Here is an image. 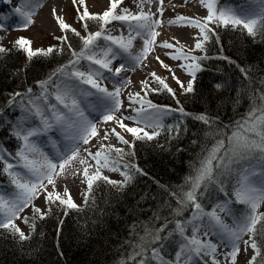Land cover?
<instances>
[{"label": "snow or ice", "instance_id": "1", "mask_svg": "<svg viewBox=\"0 0 264 264\" xmlns=\"http://www.w3.org/2000/svg\"><path fill=\"white\" fill-rule=\"evenodd\" d=\"M0 2L10 3L11 0ZM134 2L141 7V11L136 14L127 8L119 7L123 0H110L109 8L102 14H90L87 7H84L83 13L80 14V8L77 7L78 21L83 22L84 31L87 33L84 36L68 25L63 17L58 16L55 8L52 10L60 30L64 33L72 32L79 37L82 46L79 50L72 48L66 34L57 37L62 44L68 45L72 59L58 67L46 80L38 82L40 92L35 98L31 88L25 94L28 100L27 105L23 107L25 115L12 126V134L21 143L14 156L7 153L15 163L9 162L5 153L0 152V164H3L0 172L9 177L15 188L14 192L0 190V228L15 230L21 240L25 239V236L13 221L30 205L34 214L39 213L43 219L44 213L41 208L33 204L41 195L49 210L51 205L57 202L67 209L78 207L67 188L63 194L57 190V178L67 176L70 171L72 175L77 174L75 162L78 161L79 165L84 166L82 182L87 184L86 201L98 181L103 180L123 188L132 180V174L128 169L134 168L135 165L122 164L126 155L123 148L101 143L95 153L84 147L83 151L87 156H81L82 146L89 145L93 138L108 140L110 136H114L120 144L133 148L135 140H153L165 127L169 132L179 131V125L166 126L164 123L165 118L173 110L158 106L147 99L149 92L158 93L161 90H167L168 93L175 95L165 79L155 73L150 75L153 81L158 83V88L149 87L152 81H141V91L144 95L141 96L139 92H128V108H125L121 98L124 89L131 83L121 76V73L132 71L139 66L153 51V46L160 35L156 29L160 27L161 20L153 19L154 14L151 11H143V4L151 3L152 0ZM163 2L164 0H160V4ZM72 3L74 6L77 4L84 6L85 0H72ZM199 3L207 10V16L202 21L183 15L169 21L170 24L198 30L199 38L194 47L184 51L183 47L174 48L172 43L165 42L160 45L165 49H174L170 58L182 61L178 66L191 77L185 86L173 73L172 78L186 92L193 91L197 73L202 70L200 61L208 59L207 55L197 56L193 53L197 51L207 53L205 45L209 43L211 37H218L216 27L242 28L254 37L264 35V0H258L257 8L239 9L221 6L220 0H199ZM39 6L35 0H22L15 10L21 17L25 29L33 23L32 17ZM158 11L163 15L162 8H158ZM4 19L6 17L0 16V20ZM88 21L97 22L98 30L90 31ZM114 21L121 22L127 28V36L111 34L108 26ZM137 39L142 41V50L138 54H133L131 51L133 42ZM101 40L104 41L102 47L99 44ZM15 43L18 49L26 54L29 62L34 57H46L56 51L53 47L46 50L33 49L32 42L25 38H20ZM6 51L0 47V53ZM59 51L63 52L64 49L61 48ZM81 61H86L87 65H82ZM115 62H118L117 66L113 67ZM161 64L168 68L162 61ZM105 82L112 84L111 90ZM19 95L21 94H14L9 104L14 103L15 96ZM129 109L130 114L124 115V111ZM179 112L186 115L183 108H180ZM194 119L214 128L209 135L219 138L210 148L204 146L202 151L206 152V155L198 158V164L193 163L192 172L185 178V186H181L179 192L173 193L178 205L173 209V215L183 217L190 208V216L175 219V227L168 230L166 236H161V233L168 229V223L154 233L146 230V235L140 237V242L133 247L128 261L122 260L121 264H128L129 261H135L136 264H152L153 261L155 264H209V259L211 264H221L218 258L220 255L225 257L226 264H237L238 255L241 252L246 254L249 248L253 255L246 264H264L262 254L264 243L256 239L257 235L261 234L256 226L264 221V214L257 212L260 204L264 203V90L259 97L253 94L252 107L245 117L235 122L230 135L225 136L224 129L214 125L206 115L195 116ZM125 121H131L135 126H129ZM109 122H114L122 132L131 134L133 142L125 139L115 127L111 132L105 130L100 137L99 129ZM54 130L60 133L65 143L55 155L50 156L41 149L39 138ZM113 152L115 156L112 155ZM257 158L260 161L259 172L255 168L241 169V161ZM89 160L94 161L95 165L90 164ZM93 167L94 171L90 173ZM104 170L120 172L124 177L123 182L110 180L102 174ZM136 171L139 172L140 169L137 168ZM234 176L237 177V182L233 186L231 180ZM213 185L226 195L231 188V194L235 196L236 202L246 205L248 211L237 215L236 210L229 207L231 199L216 203L210 206V210H206L200 198L202 195L200 190L207 192ZM220 213L230 217L232 224L225 223ZM244 235H248L249 239L244 240ZM147 237L151 239L148 240ZM176 237H179V240H176ZM162 240L175 245L171 255L165 252V244L151 247ZM241 244L244 245L243 249ZM149 249L150 256L147 254ZM137 257L141 259L137 261Z\"/></svg>", "mask_w": 264, "mask_h": 264}, {"label": "trees", "instance_id": "2", "mask_svg": "<svg viewBox=\"0 0 264 264\" xmlns=\"http://www.w3.org/2000/svg\"><path fill=\"white\" fill-rule=\"evenodd\" d=\"M239 1L220 0V5ZM88 26L93 32L99 27L95 21H88ZM81 27L84 30L83 22ZM215 31L218 37H211L205 45L207 53L199 55H207L208 59L200 61L202 70L197 73L192 92L172 96L164 91L149 95L153 102L183 108L186 115L180 117L181 122L174 123L172 118L164 120L166 126L179 125V131L169 132L165 127L153 140L134 141L130 154L124 157L127 165H135L128 169L132 180L123 188L101 180L96 182L87 201L76 209L61 206L57 212L45 214L43 219L38 215L26 218L32 228L23 240L15 230L0 228V264H121L122 260L128 261L146 230L154 233L168 223V229L161 233L166 236L175 227V219L190 216V208L183 217L173 215V209L178 207L173 193L185 186L193 163L198 164V158L206 155L202 151L204 146L210 148L219 138L209 135L214 128L194 117L206 115L214 125L224 129L225 136L230 135L235 122L245 117L252 107L253 94L259 97L264 90V35L250 36L246 30L231 26L216 27ZM65 34L72 48L79 50L80 38L72 32H62V36ZM53 48L56 51L49 56H37L31 62L17 45L0 53V144L12 156L20 142L4 116L11 118L16 104L27 99L25 94L29 88L33 96L37 95L38 82L72 59L67 44L60 41ZM61 48L63 52L59 51ZM16 93L21 95L9 104ZM254 162L260 161L258 158L241 161V169ZM236 180L234 176L233 186ZM0 181L15 191L9 177L2 172ZM200 191L206 210L219 201H232L231 188L227 195L215 185L207 192ZM232 206L241 213V205L232 202ZM256 227L261 233L256 239L264 243V221ZM159 244H165V252L171 255L174 244L162 240L151 247ZM147 254L151 255L150 249Z\"/></svg>", "mask_w": 264, "mask_h": 264}, {"label": "rangeland", "instance_id": "3", "mask_svg": "<svg viewBox=\"0 0 264 264\" xmlns=\"http://www.w3.org/2000/svg\"><path fill=\"white\" fill-rule=\"evenodd\" d=\"M16 1L17 0H11L10 3L0 2V16L6 17V19L0 20V47H3V48L15 47L16 46L15 42L20 38H25V39H28L29 41H31L32 42L31 46L33 49H45L46 50L49 47H53L56 45L59 46L60 40H58L57 37L62 36V31L60 30L56 21L53 23L52 22L53 20H50V18L52 17V14H51L52 11L49 9L50 6L54 5V7H56L57 11H59V8H60L61 11L59 13V16L63 17L65 19V22L68 25H70L72 28L79 31L82 36L86 35V33L83 30V28L81 27V22L78 21L77 7L80 8V14L83 13L84 7H87L90 14H102L110 6V0H85L84 6H79L78 4L76 6H74L72 3V0H65V3L63 4V6L58 8L57 5L53 4L56 0H48V2H47V0H45L44 5H40L39 7L36 8L35 15L32 17L33 23L25 29L23 26L21 17L19 15H17L16 11H15L20 6V3L22 2V0H18V2H16ZM183 1H185V0H183ZM194 1L195 0H186V2H184L182 4H186V3L192 4V3H194ZM176 2H177V0H171L169 2L166 1L162 6L163 13L170 14V15L174 14L176 12ZM35 3H38V2H35ZM129 4H130V0H123V3L119 7L120 8H127V9H129L130 12H132L134 14L139 13L138 9H136L134 7L131 8L129 6ZM128 6L130 8H128ZM44 8H45V10H44ZM233 8H237V7H233ZM190 11L192 12V14L196 20L202 21L203 18H205L207 16V10L206 9L205 10L203 9L202 11H200L198 9H196V10L191 9ZM155 13H160V12L157 10V11H155ZM41 14H43V15L41 16ZM44 18L50 20L49 27H43L42 26L41 21H43ZM108 28L111 30V34L113 36H120L121 34H123L124 36H127V34H128L127 28L124 27L121 24V22H118V21H114L111 25L108 26ZM193 31L195 34L194 38H195V40H197L199 38V32L197 29H193ZM195 40L191 43H185V42L178 41L176 48L183 47L184 51H188L189 49L194 47V45L196 43ZM99 44L102 47L104 45V41L103 40L99 41ZM131 51L133 54H138L140 52V50H138L137 48L132 49ZM162 51L165 52L167 55L161 56L160 52H162ZM173 51H174V49L160 48V52H158L157 54H153L150 52L149 55L147 56V58L152 59V61L141 63L139 66H137V69H142V70L146 69L148 63L151 64L153 73H155L157 76L165 79V82L169 85L170 88L173 89V92L175 94L174 96H176L179 93L186 92V91L184 89H182L180 86L179 87L178 86L172 87L170 85V80H169L170 71H169V69H171V67L176 65V64L179 65L180 63H182V61H175V60H172L170 58V54H172ZM197 53L198 52H195L193 54L198 55ZM157 57H159V59H157ZM161 61L163 62L164 65H167L168 68L163 67L161 64ZM81 64L86 66L87 62L81 61ZM164 73H165V75H164ZM147 80L152 81L149 84L150 88H158L159 87L158 83L153 81V77L150 76ZM141 88H142V84L140 82L138 84V87H137V90L135 91V93L139 92L140 95L143 96L144 93L141 91ZM164 91L167 92V90H161L158 93H163ZM39 92H40V89H38L37 95L39 94ZM150 93H152V92H149L147 99L152 100V99H150V96H149ZM169 94L173 96V94H171V93H169ZM33 98H35V96H33ZM25 104L20 105L17 108V117H15L13 119L14 121L12 123V126L25 115V113L23 111V107L25 106ZM154 104L161 106V107H166V108L172 109L173 110L172 113L170 115H168L166 118H168V119L172 118L174 123L181 122L180 117H182V115L176 106L168 105L166 103H154ZM36 123H39V121H36ZM169 125H172V123H170ZM111 129H112L111 127H107V125H104L99 129V133H104L105 130L111 132ZM54 131L49 132L47 135L39 138L41 149L45 153L49 154L50 156L55 155V153L57 151H59L61 149L62 145L65 143L62 136L58 133H54ZM149 131H151V130H149ZM121 134L125 137V139L129 140L130 143L134 139L131 136V134H129V133L121 132ZM34 139H36V138H34ZM101 143H103L106 146L111 144L114 147L123 148L125 150V153H127V154H130V152H131V149L127 145L120 144L114 136H110V138L108 140H101V139H99V137H96L90 141L89 145L82 146L81 156H84V157L87 156V153H85L83 151L84 147L90 148L91 151L93 153H95L99 149ZM0 152L4 153V151L1 149V147H0ZM112 155L115 156V153L113 152ZM6 159H8L9 162L15 163V160H12L11 157H8L7 155H6ZM89 163L92 164L93 166L95 165L94 161L89 160ZM122 164H127V161L125 159H123ZM83 167L84 166L79 165V163L77 161L74 163V168L78 170L76 175H72L71 171H70L67 176L57 178V190L61 194H63L64 189L67 188L70 192V195L73 199V202L78 207L83 204V202L85 200V193L88 192L86 182H82L84 179L83 178ZM246 168H255L257 170V172H259L260 163L251 164V165L245 167L244 169H246ZM92 171H94V167H93V169H90V173ZM102 174L104 176H107L110 180H113V181H117V182L122 183L124 180V177L120 174V172H112V171L104 170ZM252 179H256V178H252ZM2 184H3V182L0 181V190L6 191V189L3 187ZM49 190H51V186H49ZM6 192H9V191H6ZM233 200L235 203L236 200H235L234 195H233ZM33 204L35 207L41 208L42 213H44V215L47 213H50V212L55 213L61 207L59 205V203L57 202V203L52 204L51 208L49 210V207L44 202L43 195H41L38 199L34 200ZM238 204H240V203H238ZM240 205H242V208H241L242 210H241V213L237 212V215L242 214V212L248 211V208L246 205H244V204H240ZM229 207L232 208L231 205H229ZM257 212H258V214L264 212V203L260 204ZM36 215L40 216L39 213L34 214L33 207L30 205L29 207L25 208L23 212H21L19 214L18 218H16L13 221V223L20 229L21 232H23V234L25 236L28 234V232L32 228V225L30 223L25 222L26 218H33ZM247 236L248 235H244L243 237H247ZM175 239L179 240V237H176ZM209 262L211 264L210 259H209ZM153 264H155V262Z\"/></svg>", "mask_w": 264, "mask_h": 264}, {"label": "bare ground", "instance_id": "4", "mask_svg": "<svg viewBox=\"0 0 264 264\" xmlns=\"http://www.w3.org/2000/svg\"><path fill=\"white\" fill-rule=\"evenodd\" d=\"M166 1H171V0H164L163 4ZM35 2H38V5H44L45 0H35ZM48 2V0H47ZM185 1L183 0H177L176 2V12L172 15L170 14H165L163 13V15H161L160 13H155V11L158 10V8H162L163 4H160V0H152L151 3H147L145 2L143 4V11L144 12H149L151 11V13H153V19H160L161 20V25L160 27H158L156 30L160 33V35L157 37V42L156 45L153 46V51H151V53L153 54H157L158 52H160V45H162L165 42L168 43H172L174 45V48H176L177 42H185V43H191L195 40V34L193 29L195 28H190V27H183V26H177L175 24H170L169 21L170 20H175V18L178 15H183L192 19H195V17L193 16L192 12L190 11L191 9H198L200 11H202L203 9L205 10L206 8H204L203 6H201V4L199 3L198 0H195L194 3L192 4H182ZM65 3V0H56L53 4L57 5V7H61L63 6V4ZM51 4V3H50ZM49 4V5H50ZM129 6L131 8H136L138 9V12L141 11V7L138 6L137 2H134V0H130V4ZM128 6V8H130ZM56 7L50 6V10L52 11L53 9ZM45 10V8H44ZM60 8L59 11L56 10L57 15L59 16L60 13ZM52 14V13H51ZM43 14H41L42 16ZM50 20H53L52 22L54 23L56 21V19L54 18L53 14L52 17L50 18ZM50 20L49 19H45L43 21H41V24L43 27H49L50 24ZM41 29V28H40ZM196 41V40H195ZM137 48L138 50H142V41L137 39L136 41L133 42V48L135 49ZM160 55H167L165 52H160ZM152 61V59L150 58H146L143 60V62H150ZM142 62V63H143ZM118 62H115L113 67L117 66ZM151 73H153L152 70V66L151 64L148 63L147 68L146 69H137V67H135L134 70L132 71H127V72H122L121 76L127 78L128 80L131 81V83L124 89L123 93H122V100L124 101V106L125 108H128V100H127V93L131 92V93H135V91L137 90L138 84L141 81L147 80L151 75ZM173 73L175 74L176 77L179 78V80H181L185 86L187 85V82L191 79V77H189L185 71L180 68L177 64L171 67V71L169 73V80H170V85L173 86H180L178 85L175 80L172 78L173 77ZM110 75V74H109ZM165 75V73H164ZM152 77V76H151ZM105 85L111 90L112 89V84L105 82ZM130 114V109L128 111H124V115H128ZM125 123H127L129 126H135L132 124L131 121H125ZM107 127H115L116 130L118 132H122L118 126L115 125L114 122H109V124H107ZM99 136L102 137L103 133H99ZM253 178V177H252ZM221 215V213H220ZM222 219H224V221L227 218H230L226 215H221ZM226 222V221H225ZM244 240L249 239V237H243ZM244 248V245L241 244V249ZM253 255V252L251 250V248H249L247 250V253L244 254L243 252H241L238 257H237V264H246V261L250 259V257ZM219 260L221 259V264H226L225 261V257L223 255L218 256Z\"/></svg>", "mask_w": 264, "mask_h": 264}]
</instances>
